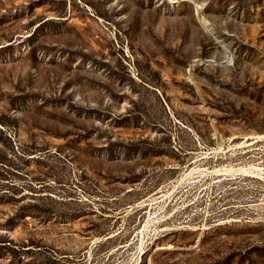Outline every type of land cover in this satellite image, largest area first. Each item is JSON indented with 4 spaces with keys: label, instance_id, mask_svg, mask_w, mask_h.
<instances>
[{
    "label": "rangeland",
    "instance_id": "374dc122",
    "mask_svg": "<svg viewBox=\"0 0 264 264\" xmlns=\"http://www.w3.org/2000/svg\"><path fill=\"white\" fill-rule=\"evenodd\" d=\"M0 264H264V0H0Z\"/></svg>",
    "mask_w": 264,
    "mask_h": 264
},
{
    "label": "bare ground",
    "instance_id": "6f19581e",
    "mask_svg": "<svg viewBox=\"0 0 264 264\" xmlns=\"http://www.w3.org/2000/svg\"><path fill=\"white\" fill-rule=\"evenodd\" d=\"M196 11H197V9H196ZM200 22H201V23H203V22H204V20H203V19H200ZM205 23H206V22H205Z\"/></svg>",
    "mask_w": 264,
    "mask_h": 264
}]
</instances>
